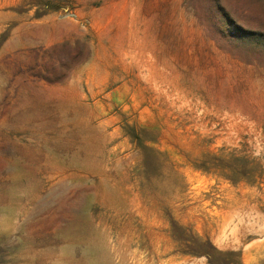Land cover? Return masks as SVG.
I'll list each match as a JSON object with an SVG mask.
<instances>
[{"label": "rangeland", "instance_id": "374dc122", "mask_svg": "<svg viewBox=\"0 0 264 264\" xmlns=\"http://www.w3.org/2000/svg\"><path fill=\"white\" fill-rule=\"evenodd\" d=\"M89 232L264 264V0H0V264L92 262Z\"/></svg>", "mask_w": 264, "mask_h": 264}, {"label": "bare ground", "instance_id": "6f19581e", "mask_svg": "<svg viewBox=\"0 0 264 264\" xmlns=\"http://www.w3.org/2000/svg\"><path fill=\"white\" fill-rule=\"evenodd\" d=\"M96 236L100 239H96ZM86 239H88L85 244V248L87 249V252L90 253L91 251H94L95 255L92 262H89L86 260V258H82L80 261V264H114L113 259L111 255L109 254L107 247L104 243V239L99 234L90 232L87 233ZM56 259V258H55ZM66 259V258H65ZM77 264V263H76Z\"/></svg>", "mask_w": 264, "mask_h": 264}, {"label": "trees", "instance_id": "16d2710c", "mask_svg": "<svg viewBox=\"0 0 264 264\" xmlns=\"http://www.w3.org/2000/svg\"><path fill=\"white\" fill-rule=\"evenodd\" d=\"M208 258H209V260H210L212 263H214V259L212 258L211 255L208 254Z\"/></svg>", "mask_w": 264, "mask_h": 264}]
</instances>
